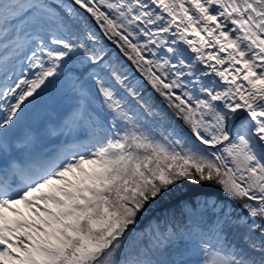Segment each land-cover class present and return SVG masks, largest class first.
<instances>
[{"label": "snow or ice", "instance_id": "snow-or-ice-1", "mask_svg": "<svg viewBox=\"0 0 264 264\" xmlns=\"http://www.w3.org/2000/svg\"><path fill=\"white\" fill-rule=\"evenodd\" d=\"M0 264H264V0H0Z\"/></svg>", "mask_w": 264, "mask_h": 264}, {"label": "trees", "instance_id": "trees-1", "mask_svg": "<svg viewBox=\"0 0 264 264\" xmlns=\"http://www.w3.org/2000/svg\"><path fill=\"white\" fill-rule=\"evenodd\" d=\"M38 111H39V109H38Z\"/></svg>", "mask_w": 264, "mask_h": 264}]
</instances>
